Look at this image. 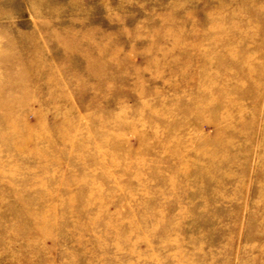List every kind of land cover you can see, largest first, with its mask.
<instances>
[{
	"label": "rangeland",
	"instance_id": "obj_1",
	"mask_svg": "<svg viewBox=\"0 0 264 264\" xmlns=\"http://www.w3.org/2000/svg\"><path fill=\"white\" fill-rule=\"evenodd\" d=\"M0 264H264V0H0Z\"/></svg>",
	"mask_w": 264,
	"mask_h": 264
}]
</instances>
